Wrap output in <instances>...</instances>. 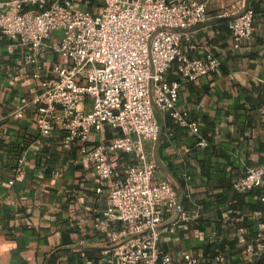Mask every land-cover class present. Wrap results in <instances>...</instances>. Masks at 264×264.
Returning <instances> with one entry per match:
<instances>
[{"label": "crops", "instance_id": "crops-1", "mask_svg": "<svg viewBox=\"0 0 264 264\" xmlns=\"http://www.w3.org/2000/svg\"><path fill=\"white\" fill-rule=\"evenodd\" d=\"M247 8L253 11L252 37L235 48L227 15ZM206 13L207 20L182 39L181 49L202 57L208 47L221 66L192 82L172 67L166 78L180 81L179 109L198 123L208 144L197 146L191 131L159 113L162 134L144 144L147 159L158 164L154 181L169 179L179 206L188 211L196 203L202 216L162 233L158 245L174 264H187L186 253L199 264H251L255 257L236 242L235 232L243 226L252 236V216L263 213L264 203L258 191L236 193L232 183L247 167L264 164V0H210ZM11 44L0 35V264H116L97 227L109 187L97 192L93 166L82 159L78 142L64 145V131L40 134L36 105H27L19 117L13 114L40 86L34 67L23 64L25 48ZM66 62L47 50L40 77ZM118 134L111 126L92 131L87 146ZM135 161L134 155L121 154L112 180L122 179ZM158 211L165 223L174 217L162 201ZM110 228L118 230L119 223Z\"/></svg>", "mask_w": 264, "mask_h": 264}, {"label": "built area", "instance_id": "built-area-1", "mask_svg": "<svg viewBox=\"0 0 264 264\" xmlns=\"http://www.w3.org/2000/svg\"><path fill=\"white\" fill-rule=\"evenodd\" d=\"M209 1L0 0V35L11 40L12 48H25L23 64L34 67L40 86L37 95L22 99L13 114L19 117L27 105H36L40 134L64 131V145L78 142L82 159L93 166L97 192L109 187L104 219L97 218V227L116 264H174L159 248L161 234L202 216L196 203L188 211L179 206L169 179L154 181L158 164L147 159L144 144L162 134L156 113L191 131L197 146L208 144L198 123L179 109L180 81L168 80L166 73L174 67L182 79L192 82L221 66L208 47L202 57H190L181 49L182 39L207 20ZM227 16L233 46L239 48L252 37L253 11L247 8ZM47 50L67 62L54 64L49 76L40 77V59ZM106 126L119 134L89 148L92 131L103 132ZM121 154L134 155L136 161L126 166L122 179L113 181ZM232 190L258 191L264 203V164L247 167L233 181ZM161 201L174 216L168 223L158 211ZM252 220L253 235L240 226L235 238L256 264L264 259V211ZM111 223L120 228L113 230ZM215 258L223 260L221 255ZM183 259L199 264L189 253Z\"/></svg>", "mask_w": 264, "mask_h": 264}]
</instances>
